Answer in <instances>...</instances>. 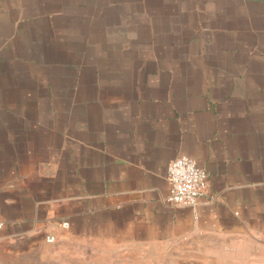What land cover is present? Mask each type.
<instances>
[{
  "label": "crops",
  "instance_id": "obj_1",
  "mask_svg": "<svg viewBox=\"0 0 264 264\" xmlns=\"http://www.w3.org/2000/svg\"><path fill=\"white\" fill-rule=\"evenodd\" d=\"M0 264H264V0H0Z\"/></svg>",
  "mask_w": 264,
  "mask_h": 264
},
{
  "label": "built area",
  "instance_id": "obj_2",
  "mask_svg": "<svg viewBox=\"0 0 264 264\" xmlns=\"http://www.w3.org/2000/svg\"><path fill=\"white\" fill-rule=\"evenodd\" d=\"M207 172L192 158L181 155L169 161L166 168V179L169 183L166 201L172 205L195 206L199 197L205 193ZM61 227H67L68 222H60ZM46 240L52 242L53 235H47Z\"/></svg>",
  "mask_w": 264,
  "mask_h": 264
}]
</instances>
